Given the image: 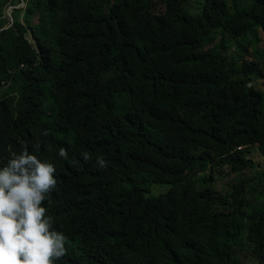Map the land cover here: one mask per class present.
<instances>
[{
    "label": "trees",
    "instance_id": "16d2710c",
    "mask_svg": "<svg viewBox=\"0 0 264 264\" xmlns=\"http://www.w3.org/2000/svg\"><path fill=\"white\" fill-rule=\"evenodd\" d=\"M240 1L23 0L0 20V168L22 142L54 165V264H264V74L238 45L264 37V0Z\"/></svg>",
    "mask_w": 264,
    "mask_h": 264
},
{
    "label": "clouds",
    "instance_id": "9594fccd",
    "mask_svg": "<svg viewBox=\"0 0 264 264\" xmlns=\"http://www.w3.org/2000/svg\"><path fill=\"white\" fill-rule=\"evenodd\" d=\"M22 148L0 168V264H54L67 251V237L53 229L42 206L56 187L55 167L30 154L27 143ZM58 155L66 158L67 151ZM96 162L106 164L102 156Z\"/></svg>",
    "mask_w": 264,
    "mask_h": 264
},
{
    "label": "rangeland",
    "instance_id": "374dc122",
    "mask_svg": "<svg viewBox=\"0 0 264 264\" xmlns=\"http://www.w3.org/2000/svg\"><path fill=\"white\" fill-rule=\"evenodd\" d=\"M15 1V0H14ZM229 5L232 6L233 0H227ZM205 0H189L187 3V9L189 13L195 17H200L202 15V6ZM241 5H244V0L239 2ZM25 4L21 3L17 6H6L5 8L0 10V20L1 19H6L7 21H10V18L8 17V13L12 12L13 9L15 8H24ZM15 7V8H14ZM232 11V10H231ZM45 19V14H41V20ZM11 22V21H10ZM249 45L246 43V40H241L240 45L241 47L247 46L248 47V54L247 58L249 62L256 63L261 69L264 74V37L262 39H258L255 36H251L249 39ZM231 51L235 54V56L241 55L242 52H239L235 44L232 43L231 45ZM255 86L257 89L263 90L264 91V77L258 76L257 78H254V80L249 84L250 86ZM258 146V145H257ZM255 153L258 152L256 148L253 149ZM256 173L255 169H248L245 172L242 173V176H247L251 177ZM203 176H200V178L197 180V186L199 188H204V183H203ZM231 178L226 179V183L230 182ZM224 182V183H225ZM220 190H223L221 187V184L218 186ZM170 188V185H163V184H154L150 187V193L149 196H157L161 195L165 192L168 191ZM250 204L252 206H261L264 205V182H261V184L257 187V191L253 193L252 197L249 198ZM244 264H262L259 262L257 259L253 258L249 252L245 251L244 252Z\"/></svg>",
    "mask_w": 264,
    "mask_h": 264
},
{
    "label": "water",
    "instance_id": "95a60500",
    "mask_svg": "<svg viewBox=\"0 0 264 264\" xmlns=\"http://www.w3.org/2000/svg\"><path fill=\"white\" fill-rule=\"evenodd\" d=\"M20 1H21L22 4L24 3L23 0H20ZM8 17L10 18V21H12V17H11V13L10 12L8 13Z\"/></svg>",
    "mask_w": 264,
    "mask_h": 264
},
{
    "label": "built area",
    "instance_id": "2783aa9c",
    "mask_svg": "<svg viewBox=\"0 0 264 264\" xmlns=\"http://www.w3.org/2000/svg\"><path fill=\"white\" fill-rule=\"evenodd\" d=\"M239 150L242 149V148H238ZM263 164H264V160H263Z\"/></svg>",
    "mask_w": 264,
    "mask_h": 264
}]
</instances>
